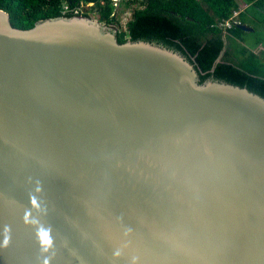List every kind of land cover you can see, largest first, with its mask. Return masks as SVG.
Returning a JSON list of instances; mask_svg holds the SVG:
<instances>
[{
  "label": "water",
  "instance_id": "95a60500",
  "mask_svg": "<svg viewBox=\"0 0 264 264\" xmlns=\"http://www.w3.org/2000/svg\"><path fill=\"white\" fill-rule=\"evenodd\" d=\"M0 264H264V97L90 17L0 10Z\"/></svg>",
  "mask_w": 264,
  "mask_h": 264
},
{
  "label": "trees",
  "instance_id": "16d2710c",
  "mask_svg": "<svg viewBox=\"0 0 264 264\" xmlns=\"http://www.w3.org/2000/svg\"><path fill=\"white\" fill-rule=\"evenodd\" d=\"M244 1L249 5L245 10L238 0H149L142 10L136 7V1L128 6L134 14L126 32H119L118 40L120 44L127 41L157 43L185 56L195 66L200 82L208 78L222 80L247 87L264 97L262 61L256 65V57L251 55L246 65H234L227 60L218 62L226 45L222 30L214 28L216 22L228 20L235 12H241L243 25L256 30L251 24L257 22L254 11H264V0ZM64 2L71 8L84 5L81 15L86 17H89L87 6L93 4L100 22L118 25L116 18H112L115 8L111 0H0V10L9 15L12 27L27 30L38 21L77 16L75 13H63ZM227 33L229 39L245 32L236 27Z\"/></svg>",
  "mask_w": 264,
  "mask_h": 264
},
{
  "label": "built area",
  "instance_id": "2783aa9c",
  "mask_svg": "<svg viewBox=\"0 0 264 264\" xmlns=\"http://www.w3.org/2000/svg\"><path fill=\"white\" fill-rule=\"evenodd\" d=\"M111 1L113 2V6L115 8L112 18H116L118 22L117 26H114V25L112 26L117 30V32L121 33V32H126L127 25L129 22H131L133 14H134V11L128 6L137 1L138 4L136 3V7L139 10H142L146 7L145 2L149 0H111ZM121 2H125V6H126L124 12L122 13L123 18H121L120 14L118 13V9L121 6ZM62 10L64 14L75 13L77 16H82L81 14H83L84 12V5H81L78 8H71V6L67 2H64L62 4ZM240 15H241V12H235L232 18H229L228 20H222V21L216 22V24L214 25V28L228 32L230 30H233L236 27L241 26L243 25V23L240 18Z\"/></svg>",
  "mask_w": 264,
  "mask_h": 264
},
{
  "label": "rangeland",
  "instance_id": "374dc122",
  "mask_svg": "<svg viewBox=\"0 0 264 264\" xmlns=\"http://www.w3.org/2000/svg\"><path fill=\"white\" fill-rule=\"evenodd\" d=\"M94 5L89 4L87 7L89 8L87 10V13L89 14V17L93 20L99 21V17L98 14L95 12L96 10L93 7ZM93 7V8H92ZM92 8V9H91ZM126 6H125V2H121V6L118 9V13L120 14V17L123 18V12L125 10ZM85 9V8H84ZM256 18H257V22L256 24L251 23L250 21H248V23L253 24V26L256 28V30L252 33H249L246 35V42H247V46H248V50H250L252 53L255 51V49H257L258 47V43L260 42H264V11L258 12V11H254ZM250 19H252L253 17L250 16ZM100 22V21H99ZM102 24H104L105 26H109L110 28H114L112 25H108L106 23L100 22ZM224 33V40L226 42V54H222V59H220L218 62H222L227 60L228 62H231V58H233V56H231V53H233V51H231V45H230V40L228 39V33L226 31H222ZM240 48L242 49V46H240ZM239 57H241V54L238 53ZM255 64H259L261 63V60L259 57H256L255 59ZM264 68V67H263Z\"/></svg>",
  "mask_w": 264,
  "mask_h": 264
},
{
  "label": "crops",
  "instance_id": "0c3cea01",
  "mask_svg": "<svg viewBox=\"0 0 264 264\" xmlns=\"http://www.w3.org/2000/svg\"><path fill=\"white\" fill-rule=\"evenodd\" d=\"M238 2L239 4L242 5V10H245L249 7V5L244 0H238ZM249 33H252V32H245L242 36L229 37L231 51H233V53H231V56H233V58H231V64L240 65V66L246 65V62L250 61L251 55H254L255 57H259L260 60L264 63V42H261L258 45L257 49H255V51L252 53L250 50H248L249 48L246 42V35ZM225 45H226V42H225ZM240 46H242V49L240 48ZM225 51H224V54H226L227 52ZM238 53L241 54V57H239ZM220 59H222V56H220Z\"/></svg>",
  "mask_w": 264,
  "mask_h": 264
},
{
  "label": "clouds",
  "instance_id": "9594fccd",
  "mask_svg": "<svg viewBox=\"0 0 264 264\" xmlns=\"http://www.w3.org/2000/svg\"><path fill=\"white\" fill-rule=\"evenodd\" d=\"M42 245L47 246L51 243L49 233L47 231L41 230L39 233ZM7 243V241H5Z\"/></svg>",
  "mask_w": 264,
  "mask_h": 264
},
{
  "label": "flooded vegetation",
  "instance_id": "af4514ba",
  "mask_svg": "<svg viewBox=\"0 0 264 264\" xmlns=\"http://www.w3.org/2000/svg\"><path fill=\"white\" fill-rule=\"evenodd\" d=\"M118 35H119V32H118Z\"/></svg>",
  "mask_w": 264,
  "mask_h": 264
}]
</instances>
